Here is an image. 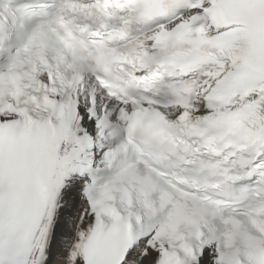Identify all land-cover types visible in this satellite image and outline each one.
Segmentation results:
<instances>
[{
    "label": "snow or ice",
    "instance_id": "snow-or-ice-1",
    "mask_svg": "<svg viewBox=\"0 0 264 264\" xmlns=\"http://www.w3.org/2000/svg\"><path fill=\"white\" fill-rule=\"evenodd\" d=\"M0 264H264V0H0Z\"/></svg>",
    "mask_w": 264,
    "mask_h": 264
}]
</instances>
